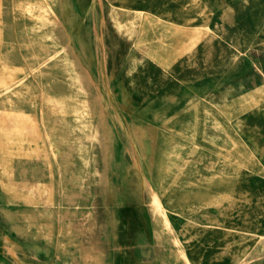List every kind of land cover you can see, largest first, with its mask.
<instances>
[{"label": "rangeland", "instance_id": "374dc122", "mask_svg": "<svg viewBox=\"0 0 264 264\" xmlns=\"http://www.w3.org/2000/svg\"><path fill=\"white\" fill-rule=\"evenodd\" d=\"M0 178V264H264V0H0Z\"/></svg>", "mask_w": 264, "mask_h": 264}, {"label": "crops", "instance_id": "0c3cea01", "mask_svg": "<svg viewBox=\"0 0 264 264\" xmlns=\"http://www.w3.org/2000/svg\"><path fill=\"white\" fill-rule=\"evenodd\" d=\"M220 180H221V179H220ZM0 182H1L2 187H3L5 190H14L13 188L8 189V188L4 187V185L2 184V180H1V178H0ZM220 182L226 183L227 180H226V181H223V180H222V181H220ZM226 192H227V191H225V192H221L220 194H217V195H220V196L223 195V196H224V195L226 194ZM21 195H23V194H21ZM223 196H222V197H223ZM50 203H51L50 201H46V204H50Z\"/></svg>", "mask_w": 264, "mask_h": 264}, {"label": "bare ground", "instance_id": "6f19581e", "mask_svg": "<svg viewBox=\"0 0 264 264\" xmlns=\"http://www.w3.org/2000/svg\"><path fill=\"white\" fill-rule=\"evenodd\" d=\"M6 83H7V82H6ZM3 84H4V83H3ZM10 123L12 124V122H10ZM24 171H25V169H24ZM24 171H23V172H24ZM230 197H231V195H230Z\"/></svg>", "mask_w": 264, "mask_h": 264}]
</instances>
